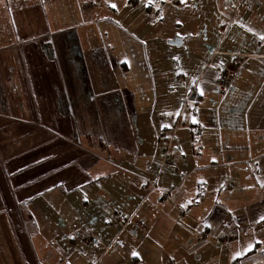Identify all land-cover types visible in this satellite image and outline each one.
I'll return each mask as SVG.
<instances>
[{"label": "crops", "instance_id": "0c3cea01", "mask_svg": "<svg viewBox=\"0 0 264 264\" xmlns=\"http://www.w3.org/2000/svg\"><path fill=\"white\" fill-rule=\"evenodd\" d=\"M3 13L46 14L19 42L41 64L14 103L19 130L51 137L34 141L32 180L3 172L0 264H264V0H4Z\"/></svg>", "mask_w": 264, "mask_h": 264}, {"label": "rangeland", "instance_id": "374dc122", "mask_svg": "<svg viewBox=\"0 0 264 264\" xmlns=\"http://www.w3.org/2000/svg\"><path fill=\"white\" fill-rule=\"evenodd\" d=\"M3 6H4V0H0V176H1L0 177V215L4 213L3 207H7L6 198H3L5 192L3 187V182L5 187L10 185L6 181L8 177H4L3 172L5 171L6 168L7 169L10 168L9 170L10 174L16 176V179L18 175H15V172L17 171L16 174H21L22 177L26 175L27 181L32 180L33 178H31V176L35 174V171H37L33 166L34 165L33 162L36 156L38 155V151H37L38 148L35 147L34 141L37 139L38 141H40V135H44L47 138L51 137V131H47V130H39V129L19 130L18 123L15 121L16 120L15 118H19L20 114L16 112L17 105H15L14 102L23 101L24 103V99L21 98L17 99L18 97L17 95H19V93L17 94L15 92L19 91V87H20L19 85L21 84L22 80L27 78V75L35 73V71L37 70V65H40L41 61L40 58H37V60L34 61L33 60L34 58H32V54L31 53L28 54V51H27L28 54V58H27V56L23 54V51L19 49L20 48L19 42L22 41L21 40L22 37L20 38L19 33L21 30L23 31V27L21 26V24L22 22L25 21V18H23L22 13H17L19 14V16L22 15V19H23V20L22 19L19 20L18 25L20 27H18V25L15 26L12 19L14 13H3ZM57 14L61 16L63 13H57ZM66 14L67 16H69L68 19L70 21L69 24L77 22L75 14H74L75 16L73 15V13H66ZM27 16L28 18H31L33 20L34 18L39 17V13H31L28 14ZM27 21L29 20H27L26 18V22ZM165 24L172 27L174 25L172 22V18L171 17L166 18ZM47 25L48 24L46 23L44 26ZM52 26L55 29L56 26L54 24ZM53 28H51V30H53ZM36 42L37 45L38 42L42 43L41 39L37 40ZM169 43H171V41ZM38 47L40 48L38 49L39 55H43V54L45 55L46 52L44 48L42 49L39 45ZM48 47L49 45H47V48ZM19 63L21 64V66L19 65ZM18 67H20L19 70ZM21 67H23V71H24L23 73L21 72L22 70ZM175 68H177V65ZM43 69H44L43 73L48 72L46 68ZM10 73H11V77H10ZM4 89L6 90V95L8 92H10V96L12 99L5 98ZM13 92L16 95L15 98L12 97ZM3 113H5V115H3ZM24 133H28V135L25 137L23 135ZM28 144L31 145L27 146ZM5 156H7V158L5 159H7L8 161L15 158L13 161L9 162V167H6L5 162L7 160L5 161L4 159ZM18 156L21 157L20 160H18ZM11 180L13 181V177L11 178ZM8 206H11L10 203H8ZM18 211L20 212V210L19 209L16 210L17 214Z\"/></svg>", "mask_w": 264, "mask_h": 264}, {"label": "trees", "instance_id": "16d2710c", "mask_svg": "<svg viewBox=\"0 0 264 264\" xmlns=\"http://www.w3.org/2000/svg\"><path fill=\"white\" fill-rule=\"evenodd\" d=\"M28 14H31V13H22V15H23V18H25V21L24 22H22V24H21V26L23 27V31L24 30H26V27H25V25L24 24H26L27 23V25L29 26V28H27V29H29V31H31V32H28V33H25V32H22V31H20V38L22 37V39L21 40H25V39H28V38H33V37H35V36H38V35H36V34H34V32H32L33 30H34V27H35V25H36V22H38V21H41V24H42V27H41V29H43L44 31H46V26H44L46 23H47V18H46V14H44V13H39V17H36V18H34L33 20L31 19V18H28ZM22 15L21 16H19V14H17V13H14V15L12 16V19H13V22H14V25L15 26H17L18 24H19V20H21L22 19ZM24 15H25V17H24ZM26 18H27V20H29V21H27L26 22ZM23 20V19H22ZM18 27H20L19 25H18ZM10 48H12V47H10ZM20 49V48H19ZM15 50H16V48H15ZM19 52V51H18ZM31 54H32V58H34L33 60L35 61L37 58H36V53H35V50L33 51H31ZM18 62H20V61H18ZM19 65L21 66V64L19 63ZM19 68L20 67H18V70H19ZM22 68V70H21V72L23 73L24 71H23V67H21ZM16 70V69H15ZM9 76V75H8ZM10 77H11V73H10ZM11 79V78H10ZM15 79H16V77H15ZM16 81V80H15ZM14 81V82H15ZM21 85H25V83L23 82L22 84H20V86ZM20 89L22 88V87H19ZM15 93H17L18 94V91L17 92H15Z\"/></svg>", "mask_w": 264, "mask_h": 264}, {"label": "built area", "instance_id": "2783aa9c", "mask_svg": "<svg viewBox=\"0 0 264 264\" xmlns=\"http://www.w3.org/2000/svg\"><path fill=\"white\" fill-rule=\"evenodd\" d=\"M246 60V56L236 55V58L232 64L227 65L220 70L221 78L220 82L218 83V90L221 93H227L232 88L233 81ZM167 163H169V161ZM119 222H122L121 219H119Z\"/></svg>", "mask_w": 264, "mask_h": 264}, {"label": "snow or ice", "instance_id": "6c2138e0", "mask_svg": "<svg viewBox=\"0 0 264 264\" xmlns=\"http://www.w3.org/2000/svg\"><path fill=\"white\" fill-rule=\"evenodd\" d=\"M113 7H115V5H112ZM261 40H264V36L260 37ZM261 219H264V217H262ZM135 255V254H134Z\"/></svg>", "mask_w": 264, "mask_h": 264}, {"label": "water", "instance_id": "95a60500", "mask_svg": "<svg viewBox=\"0 0 264 264\" xmlns=\"http://www.w3.org/2000/svg\"><path fill=\"white\" fill-rule=\"evenodd\" d=\"M174 44H181V41H175Z\"/></svg>", "mask_w": 264, "mask_h": 264}]
</instances>
